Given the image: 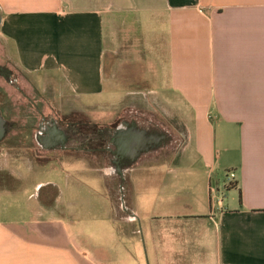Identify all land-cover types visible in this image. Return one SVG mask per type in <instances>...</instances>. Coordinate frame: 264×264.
<instances>
[{"label": "crops", "instance_id": "crops-1", "mask_svg": "<svg viewBox=\"0 0 264 264\" xmlns=\"http://www.w3.org/2000/svg\"><path fill=\"white\" fill-rule=\"evenodd\" d=\"M0 15L6 55L50 106L120 124L119 143L145 124L123 161L126 222L109 162L37 143L50 157L0 162V264H141L131 214L150 264H264V0H0ZM24 130L6 152L29 149Z\"/></svg>", "mask_w": 264, "mask_h": 264}, {"label": "rangeland", "instance_id": "rangeland-1", "mask_svg": "<svg viewBox=\"0 0 264 264\" xmlns=\"http://www.w3.org/2000/svg\"><path fill=\"white\" fill-rule=\"evenodd\" d=\"M2 40L0 39V62L6 63L8 68L13 70V80H16L18 85L10 84L4 77L0 76V107L3 109L4 114L6 115L7 119L10 120L14 125L30 127L34 125L36 127L39 122V115L37 112L36 107L43 111L47 116L49 115H58L59 114H69L67 116V120L72 122H79L81 121L83 124L86 123L89 129L98 128L99 125L96 124L95 120L98 119L97 117H102L103 115H98L95 111L92 112H80L76 111L77 108L74 102H58L55 104V108L49 105L48 97L43 98L39 95L36 88H34V84L31 78H27L25 74H22V71L15 65L13 60H11L5 53V49L2 46ZM36 86V85H35ZM19 87L21 90H18ZM38 88V87H37ZM65 111V112H63ZM72 112V114H70ZM105 115V114H104ZM66 120V121H67ZM102 127V126H101ZM105 127V126H104ZM25 133L23 135H18L16 137V143H18L21 147H29L25 151H5V145H0V162H5L8 159V163L11 162L13 159L19 158H26L30 159L31 161H35L36 157H50L43 151L39 150L36 145V141L34 139V130L25 129ZM169 157H170V153ZM73 156H65V159L73 160L76 159V155L72 154ZM82 157H87V161L89 162L90 166H99V165H106V162L101 161L100 159H96L94 156L82 155ZM182 157L184 158H195V154L193 151L187 149L183 151ZM30 164L27 162L25 165L30 167ZM14 172L16 169H13ZM221 180V187L219 196L221 200L223 199L226 202V188L225 186L228 185L230 181H232V173L231 171H221L218 174ZM226 184V185H225ZM114 186V185H113ZM115 187L114 189V198H115V210H116V218L120 221H128L130 218L128 216V212L122 211V203H121V192H119L118 188ZM88 217L83 218V222L85 221L88 224L87 230L90 234H94L96 236L97 232V224L101 226L104 224L101 222V219H95L92 221L88 219ZM99 221V223H98ZM101 222V223H100ZM138 227H136V244H137V255L141 261V264H150L148 257L145 252V243H144V235H143V225L142 222H138Z\"/></svg>", "mask_w": 264, "mask_h": 264}, {"label": "flooded vegetation", "instance_id": "flooded-vegetation-1", "mask_svg": "<svg viewBox=\"0 0 264 264\" xmlns=\"http://www.w3.org/2000/svg\"><path fill=\"white\" fill-rule=\"evenodd\" d=\"M7 70H9V73H5V71ZM12 72L13 70L9 69L6 63L0 62V76L4 77L10 84L18 85V82L16 80H13ZM17 88L18 90H21L19 87ZM36 109L40 117L38 125L36 127H34V125H31L30 127H25L22 125H14L10 120L7 119L3 109L0 107L1 116L7 122V128L10 131H13L15 129L34 130V139L41 148L47 147L55 148L56 150L65 152L81 151L86 153V151H89L87 147L90 142H92V144L96 147H99V145H101V147H99L97 151L104 152L105 156H102L101 158H105V162H109L112 168V170H110V173H107H109L110 175H114L118 178L120 177V175L116 171V167H114V165L110 161L112 160L111 144H117V142L119 141V137L115 136V133L121 131L120 124L109 127H98L95 131H92L91 129H89L86 123L83 124L81 121L72 122L67 120L66 118L67 116H69V114H59L58 117L57 115L47 116L43 111L39 110L37 107ZM70 114H72V112ZM133 124H136L137 129L140 130H143L145 127V124L142 122L137 121L136 123L133 121ZM132 125L128 126V129H130L129 132H131L132 130ZM60 131L67 139L65 149H62L63 147L61 146V144H59L61 135L58 132ZM124 161H131V156ZM106 171H108V169Z\"/></svg>", "mask_w": 264, "mask_h": 264}, {"label": "water", "instance_id": "water-1", "mask_svg": "<svg viewBox=\"0 0 264 264\" xmlns=\"http://www.w3.org/2000/svg\"><path fill=\"white\" fill-rule=\"evenodd\" d=\"M1 15H0V25H1ZM5 73H9V70L5 71ZM9 132V129L7 128V122L2 118L1 111H0V142L7 136ZM61 135L60 143L63 147L62 149H65V145L67 143V139L63 135V133L60 131L58 132ZM119 143V142H118ZM118 151L114 152L115 160L113 161L116 171L121 177V186H120V192H121V203H122V210L127 212L125 202H124V191H123V185H124V164L123 161L126 160V158L131 156V161H135L138 157L141 156V154L144 151V147L142 148V144L140 143V140H138L135 135H133L132 132H127L124 134V139L120 141V143L117 145ZM128 157V158H129ZM132 218H135L139 223L140 220L137 216L131 214Z\"/></svg>", "mask_w": 264, "mask_h": 264}, {"label": "trees", "instance_id": "trees-1", "mask_svg": "<svg viewBox=\"0 0 264 264\" xmlns=\"http://www.w3.org/2000/svg\"><path fill=\"white\" fill-rule=\"evenodd\" d=\"M92 131H95L96 130V128H92L91 129ZM99 147H101V145H99ZM98 146L96 147L95 145H93L92 144V142H90L89 143V145H88V147H87V149H89L90 151H89V153H81V155H88V154H90L91 156H94L96 159H100L101 161H103V162H105V158H101L102 156L104 157L105 156V154H104V152H98L97 151V149L99 148ZM87 152V151H86ZM81 157H80V152L78 151L77 153H76V159H80ZM90 165V164H89ZM100 167H101V165H99ZM91 167H93V168H97L96 166H91ZM119 186H120V183H118V184H114V186H113V190H111V191H113L112 192V194H113V196H114V189H115V187H117L118 188V190H119ZM116 188V189H117ZM115 199V198H114Z\"/></svg>", "mask_w": 264, "mask_h": 264}, {"label": "built area", "instance_id": "built-area-1", "mask_svg": "<svg viewBox=\"0 0 264 264\" xmlns=\"http://www.w3.org/2000/svg\"><path fill=\"white\" fill-rule=\"evenodd\" d=\"M231 176H232V179H233L234 178V175L232 174Z\"/></svg>", "mask_w": 264, "mask_h": 264}]
</instances>
